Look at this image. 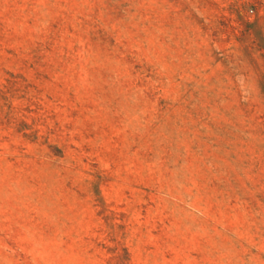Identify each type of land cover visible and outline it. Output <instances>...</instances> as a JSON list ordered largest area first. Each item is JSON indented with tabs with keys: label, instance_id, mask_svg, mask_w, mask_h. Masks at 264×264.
<instances>
[{
	"label": "rangeland",
	"instance_id": "obj_1",
	"mask_svg": "<svg viewBox=\"0 0 264 264\" xmlns=\"http://www.w3.org/2000/svg\"><path fill=\"white\" fill-rule=\"evenodd\" d=\"M0 264H264V0H0Z\"/></svg>",
	"mask_w": 264,
	"mask_h": 264
}]
</instances>
